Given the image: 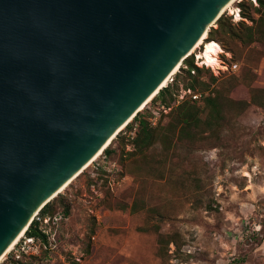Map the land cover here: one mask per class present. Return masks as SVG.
<instances>
[{
	"label": "water",
	"instance_id": "1",
	"mask_svg": "<svg viewBox=\"0 0 264 264\" xmlns=\"http://www.w3.org/2000/svg\"><path fill=\"white\" fill-rule=\"evenodd\" d=\"M227 1L0 0V254Z\"/></svg>",
	"mask_w": 264,
	"mask_h": 264
},
{
	"label": "rangeland",
	"instance_id": "2",
	"mask_svg": "<svg viewBox=\"0 0 264 264\" xmlns=\"http://www.w3.org/2000/svg\"><path fill=\"white\" fill-rule=\"evenodd\" d=\"M201 48L195 64L218 79L200 92L218 94L219 123L168 149L156 144L133 174L119 175L116 156L101 152L59 192L69 214L56 204L47 248L23 264H264V93L254 92L262 105L251 101L264 89V53L221 46L214 69L198 59Z\"/></svg>",
	"mask_w": 264,
	"mask_h": 264
},
{
	"label": "trees",
	"instance_id": "3",
	"mask_svg": "<svg viewBox=\"0 0 264 264\" xmlns=\"http://www.w3.org/2000/svg\"><path fill=\"white\" fill-rule=\"evenodd\" d=\"M241 0L237 3L240 16L243 19L233 22L230 15L222 13L216 20V26H211L204 42L216 41L234 56L236 49L239 53L244 51H257L264 53V49L257 48L256 44L264 46V0ZM193 53V52H192ZM187 56L171 82L161 87L149 101L148 107H143L122 128L114 139L118 149L106 146L102 153L106 156H116L121 169L119 175L133 174L134 169H140L141 164L148 162V150L156 144L168 149L174 139H190L207 130H213L215 125L223 118V107L217 93L208 94L202 98L192 99L184 97L177 102L180 87L190 89L192 93L207 90L218 77L213 75L208 67L197 66L193 54ZM193 71V72H192ZM203 73H208L207 80H203ZM254 92L264 93V89H254L251 101L262 105L256 100ZM247 103V102H243ZM164 109L167 111L164 112ZM160 116L155 125L151 123L154 114ZM165 116L168 120L164 123ZM135 175V174H134ZM56 204L61 206L63 215H68L70 204L58 194L39 210L37 216L41 219L51 217L56 212ZM40 221L34 218L24 230L26 236H41L46 240V235L40 231ZM93 234L94 231L92 230ZM23 264L21 260L15 261Z\"/></svg>",
	"mask_w": 264,
	"mask_h": 264
},
{
	"label": "built area",
	"instance_id": "4",
	"mask_svg": "<svg viewBox=\"0 0 264 264\" xmlns=\"http://www.w3.org/2000/svg\"><path fill=\"white\" fill-rule=\"evenodd\" d=\"M253 2L256 4L255 0ZM239 9V8H238ZM230 69L232 71H235L238 69V62H233L230 65ZM193 72V71H192ZM203 80L205 78L202 77ZM172 81V77L170 78L169 82ZM208 95V93H202V92H195L192 93L190 89H183L180 87L179 93H178V99L177 102L182 100L184 97L191 96L192 99H198L202 98L203 96ZM167 110L164 109V112ZM154 117L151 120V123L155 125L158 121V118L160 116L159 112L156 110H152ZM36 220L40 221V225L38 228L42 233L46 235V240H44L41 236H26L23 234L19 240L13 245L11 250L0 260V264H19L15 261L20 260L23 257H31L34 255H38L39 252L44 248H47V244H49V235L50 230L48 228L51 217H45L41 219L39 216H35ZM62 215L59 214L58 217L54 216L52 223H55L57 219H61Z\"/></svg>",
	"mask_w": 264,
	"mask_h": 264
},
{
	"label": "bare ground",
	"instance_id": "5",
	"mask_svg": "<svg viewBox=\"0 0 264 264\" xmlns=\"http://www.w3.org/2000/svg\"><path fill=\"white\" fill-rule=\"evenodd\" d=\"M235 0H228L224 6L221 9V12H225V11H229L232 14L235 15V19H239L240 15H239V9L238 8H234L233 7V2ZM206 37V34L203 35L195 44L194 46L190 49L189 54H191L193 51H195L200 45H203V48H201L200 52L198 53L197 57L198 59L202 60L203 64H206L207 66H211L214 69H218L221 67L220 65V60L218 57V54L223 52L221 46L216 42V41H207L204 42V38ZM180 67V65H177L170 73V75L161 83L160 87H163L166 85L167 82H169L170 78L172 77V75L178 70V68ZM159 87V88H160ZM157 92H154L152 95H150L146 101L143 103V105H141V107L139 108V110H141L150 100L151 98L156 94ZM131 119H129L128 122H130ZM123 124L121 125V127L118 129V132L124 128V126L127 124ZM114 138V135L111 136L108 141L103 145V147L101 149H99V151H97L93 157H91V159L80 169V171L77 173L80 174L84 168L86 166H88L90 164V162H92L93 160H95L102 152V150L109 144V142ZM74 175L71 179H69L63 186H61L58 192H61L71 181L72 179L77 176ZM59 194V193H58ZM24 230L23 229L12 241L11 243L1 252L0 254V260L11 250V248L13 247V245L19 240V238L24 234Z\"/></svg>",
	"mask_w": 264,
	"mask_h": 264
}]
</instances>
